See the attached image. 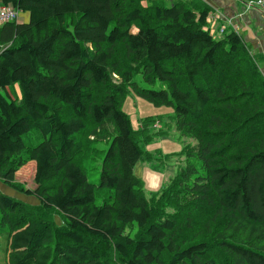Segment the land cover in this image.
Listing matches in <instances>:
<instances>
[{
    "label": "trees",
    "instance_id": "obj_1",
    "mask_svg": "<svg viewBox=\"0 0 264 264\" xmlns=\"http://www.w3.org/2000/svg\"><path fill=\"white\" fill-rule=\"evenodd\" d=\"M0 3L29 13L0 24V180L40 200L0 190L5 264H264V72L237 31L203 0ZM129 97L173 113L135 126ZM173 127L191 142L147 149ZM174 157L147 194L137 164Z\"/></svg>",
    "mask_w": 264,
    "mask_h": 264
},
{
    "label": "rangeland",
    "instance_id": "obj_2",
    "mask_svg": "<svg viewBox=\"0 0 264 264\" xmlns=\"http://www.w3.org/2000/svg\"><path fill=\"white\" fill-rule=\"evenodd\" d=\"M234 6L238 3L239 9L238 12L236 11L232 17L239 19L237 22H241L243 19V15L241 10L245 11L250 10H257L259 12V16L261 18L262 24L256 26L255 34H251V37H255V42H252V46L255 49H260L263 51L264 48V1L263 0H233ZM236 7V6H235ZM232 11V10H231ZM19 22H24L29 20V13L20 12L18 19ZM211 21V20H209ZM235 23V22H234ZM210 25L212 31L216 34L217 30L221 29V26H218L214 23ZM236 24V23H235ZM224 26V25H223ZM222 26V27H223ZM215 29V31H214ZM217 35V34H216ZM218 36V35H217ZM262 36V37H261ZM261 37V40L259 39ZM247 39V37H246ZM250 41V40H249ZM254 56L259 57V64L260 67L263 68V53L256 52L251 50ZM264 70V69H262ZM264 72V71H263ZM18 90V88L16 87ZM125 111L128 112L132 119L134 120V125L137 126V118L138 117H145L148 115H166L173 113L172 107L161 106L157 107L150 103L149 101L141 98V97H129L124 107ZM179 134L175 131L174 127L172 133L167 138H160L154 144L147 147L148 150H153L156 147L162 148L165 152H172V151H179L184 142H191L189 138L179 139ZM102 160L100 161V163ZM36 167L35 161L29 162L26 166L21 168L18 172L17 180L26 188L35 189L37 184L34 182V169ZM178 168V161L177 157L172 158V160L161 166L158 161H147V162H139L135 167V173L141 177L145 182V191L147 194L152 192L158 191L161 187L165 186L170 178H172ZM91 180L98 183L100 180V167L93 171ZM0 190L10 196H13L19 200L30 204H39V198L34 194H28L25 191L16 189L6 183H3L0 180ZM56 222L58 224L61 223V219L58 216H55ZM0 264H5L2 257H0Z\"/></svg>",
    "mask_w": 264,
    "mask_h": 264
},
{
    "label": "crops",
    "instance_id": "obj_3",
    "mask_svg": "<svg viewBox=\"0 0 264 264\" xmlns=\"http://www.w3.org/2000/svg\"><path fill=\"white\" fill-rule=\"evenodd\" d=\"M165 1L168 4H172L177 1H191V0H165ZM203 2L208 4L211 8V14H210V19H209L211 20L210 25H213L212 23L215 22V24L218 26H221V28L234 29L244 38L250 50L263 53L264 55V48L262 51L260 49H255L252 46V42H255V37L254 38L251 37V34H253L254 36L256 26L262 24L261 18L259 16V12L257 10L255 11V10L248 9L246 10V13H247L246 15L244 14L245 11L241 10L243 19L241 22L238 23L237 20L239 19L236 20V18L232 17L236 11L238 12V9H239L238 3L235 5L236 6L235 7L233 0H203ZM261 37H259L260 40H261ZM263 62H264V58H263ZM262 69H264V64H263Z\"/></svg>",
    "mask_w": 264,
    "mask_h": 264
},
{
    "label": "built area",
    "instance_id": "obj_4",
    "mask_svg": "<svg viewBox=\"0 0 264 264\" xmlns=\"http://www.w3.org/2000/svg\"><path fill=\"white\" fill-rule=\"evenodd\" d=\"M19 13V10L14 8L12 5L0 3V24L12 20H17ZM221 31H224V28H222Z\"/></svg>",
    "mask_w": 264,
    "mask_h": 264
}]
</instances>
